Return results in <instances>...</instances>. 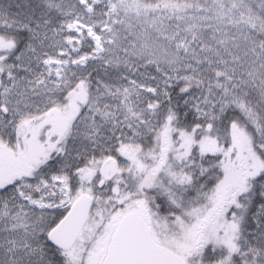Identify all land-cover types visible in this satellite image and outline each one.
I'll list each match as a JSON object with an SVG mask.
<instances>
[{"label":"snow or ice","instance_id":"6c2138e0","mask_svg":"<svg viewBox=\"0 0 264 264\" xmlns=\"http://www.w3.org/2000/svg\"><path fill=\"white\" fill-rule=\"evenodd\" d=\"M0 264H264V0H0Z\"/></svg>","mask_w":264,"mask_h":264}]
</instances>
